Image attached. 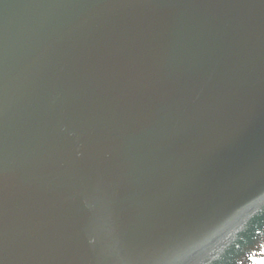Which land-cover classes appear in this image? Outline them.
Instances as JSON below:
<instances>
[{
    "label": "water",
    "instance_id": "1",
    "mask_svg": "<svg viewBox=\"0 0 264 264\" xmlns=\"http://www.w3.org/2000/svg\"><path fill=\"white\" fill-rule=\"evenodd\" d=\"M0 264H264V0H0Z\"/></svg>",
    "mask_w": 264,
    "mask_h": 264
}]
</instances>
